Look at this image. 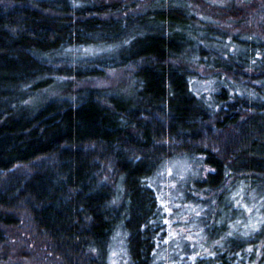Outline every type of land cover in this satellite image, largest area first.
<instances>
[{"label": "trees", "instance_id": "trees-1", "mask_svg": "<svg viewBox=\"0 0 264 264\" xmlns=\"http://www.w3.org/2000/svg\"><path fill=\"white\" fill-rule=\"evenodd\" d=\"M258 1L0 0V243L19 225L46 264H109L121 232L128 264H164L150 179L183 157L203 165L185 196L222 243L181 264H252L264 241V21H246ZM137 61L130 95L80 87L73 102H27L61 77ZM199 67L210 90L193 85ZM251 195L259 226L229 234Z\"/></svg>", "mask_w": 264, "mask_h": 264}, {"label": "rangeland", "instance_id": "rangeland-1", "mask_svg": "<svg viewBox=\"0 0 264 264\" xmlns=\"http://www.w3.org/2000/svg\"><path fill=\"white\" fill-rule=\"evenodd\" d=\"M213 3H226L228 0H207ZM237 3L241 0H236ZM262 0L258 1V4ZM264 6L262 3L261 6ZM264 7L257 16L250 17L246 25L253 26V22L264 21ZM255 24V23H254ZM142 61L131 63L123 67L105 69L100 76L75 79L72 77H61L50 86L39 90L32 96L28 103L42 104L50 100L76 101V92L80 87H92L101 90L119 91L121 94H129L134 91L133 72L140 66ZM139 63V64H138ZM212 72L198 68V75L194 79V87L197 91L210 90L213 84ZM203 172L200 159H189L175 157L166 159L159 164L150 182L157 191L160 202V211L163 213L164 235L159 248L155 253L156 261L164 264H181L183 254H189L192 258L206 256L214 249V245L221 244L222 238L209 241L205 235V227L201 217L207 213L196 198L185 196V185ZM201 197V196H200ZM207 198V197H206ZM245 203L246 210L238 213V219L230 227L229 234L247 235L259 226L253 217L261 205V201L249 196ZM252 204V205H251ZM259 213V214H258ZM14 232L7 235L6 241L0 243V264H46L34 249L24 234H20L19 225L11 228ZM121 233V232H119ZM117 233L112 240L109 251V264H128V256L122 235ZM257 255L252 264H264V241L261 240L257 246ZM35 250V252H34Z\"/></svg>", "mask_w": 264, "mask_h": 264}]
</instances>
